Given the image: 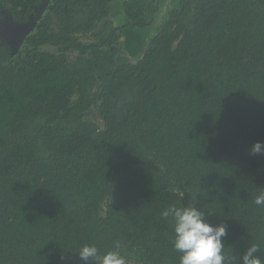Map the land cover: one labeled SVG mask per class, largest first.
Wrapping results in <instances>:
<instances>
[{"label": "trees", "instance_id": "trees-1", "mask_svg": "<svg viewBox=\"0 0 264 264\" xmlns=\"http://www.w3.org/2000/svg\"><path fill=\"white\" fill-rule=\"evenodd\" d=\"M42 1L0 0V19ZM114 2L48 0L15 52L0 39V264H85L83 244L179 264L161 213L193 202L227 225L225 264L250 244L264 262V0H177L151 34L162 0H121L116 22Z\"/></svg>", "mask_w": 264, "mask_h": 264}, {"label": "clouds", "instance_id": "clouds-1", "mask_svg": "<svg viewBox=\"0 0 264 264\" xmlns=\"http://www.w3.org/2000/svg\"><path fill=\"white\" fill-rule=\"evenodd\" d=\"M249 153L264 154V142L255 141ZM183 194L177 193L178 197H182ZM253 202L257 206L264 205V190L255 196ZM161 215L165 219L169 217L172 219V245L180 253L179 264H225L227 259L223 243V238L227 235L225 223H209L205 218V212L198 209L195 202L187 206L170 205ZM259 251V245L250 244L240 256V264H264L257 255ZM75 253L85 264L89 261L93 264H127L126 257L115 247L102 253L95 244H83ZM61 259L64 257L61 256Z\"/></svg>", "mask_w": 264, "mask_h": 264}, {"label": "rangeland", "instance_id": "rangeland-1", "mask_svg": "<svg viewBox=\"0 0 264 264\" xmlns=\"http://www.w3.org/2000/svg\"><path fill=\"white\" fill-rule=\"evenodd\" d=\"M142 1L151 10L153 6L152 4L153 0H142ZM176 1L177 0H162L161 8L156 13V23L153 26H151L150 29L146 31L148 34L153 33L155 30L159 28L160 24L163 22V19H164L165 9H167V7H169L171 4H173ZM120 3H121V0H115L114 4L111 7L110 15H111L112 20L115 22L118 21L120 17ZM3 18H4V15H3ZM124 41H125V45L123 46L122 50L117 55L118 62H126L131 59L137 58L140 55V51L144 47L143 44H145L146 37H142V36L139 37V35L134 36V37L126 36L124 38ZM54 48L55 50L62 49L61 46H55V45H54ZM45 49L47 50L50 49V45L46 46ZM59 58L65 60V63L68 67L74 66L73 56H71L70 54L60 55ZM94 89H95L94 81L90 80L87 83V93H88L90 104L87 107V109L82 113V119L86 121H94L98 126L101 127L103 123L102 121H100L99 117L96 115V112H95L96 107L93 101Z\"/></svg>", "mask_w": 264, "mask_h": 264}, {"label": "water", "instance_id": "water-1", "mask_svg": "<svg viewBox=\"0 0 264 264\" xmlns=\"http://www.w3.org/2000/svg\"><path fill=\"white\" fill-rule=\"evenodd\" d=\"M47 1L43 0L25 22H15L9 15L4 16L0 20V39L2 38L9 43L12 52L18 49L26 34L33 28L43 12Z\"/></svg>", "mask_w": 264, "mask_h": 264}]
</instances>
